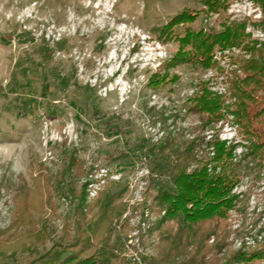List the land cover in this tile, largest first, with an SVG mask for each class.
<instances>
[{
  "label": "rangeland",
  "instance_id": "rangeland-1",
  "mask_svg": "<svg viewBox=\"0 0 264 264\" xmlns=\"http://www.w3.org/2000/svg\"><path fill=\"white\" fill-rule=\"evenodd\" d=\"M199 1L0 0V240L7 233L15 240H33L44 228L43 249L48 250L67 231L73 236L78 200L57 190L66 182L72 157L81 163L76 189L84 191L86 205L108 190L125 208L110 237L118 258L127 264L157 261L166 222H161L164 213L152 208V196L167 183L147 174L149 160L142 155L166 135L189 132L206 119L188 101L201 84L231 106L229 81L234 75L243 77L239 63L251 55L242 46L215 49L207 69L165 67L178 45L162 42L160 30L186 9H202ZM261 18L252 1L228 0L223 13L201 10L192 24L173 33L186 28L213 33L223 23H244L249 41H256L258 48L264 42ZM154 75L165 79L150 88ZM225 111L201 135L234 146V160L243 159L247 169L231 192L237 200L225 219V247L211 252L207 264H233L235 252L264 245V164L243 158L248 141ZM99 169L120 177L95 186L98 180L92 175ZM40 175L51 178L46 189H38L41 180L35 186L33 180ZM20 217L22 224L16 223ZM14 223L16 229H10ZM20 229L27 235H17ZM5 252L0 264H24L28 258L27 253Z\"/></svg>",
  "mask_w": 264,
  "mask_h": 264
},
{
  "label": "trees",
  "instance_id": "trees-1",
  "mask_svg": "<svg viewBox=\"0 0 264 264\" xmlns=\"http://www.w3.org/2000/svg\"><path fill=\"white\" fill-rule=\"evenodd\" d=\"M227 1L200 0L202 9L182 11L171 18L159 33L162 42L175 41L178 45L177 51L165 64L169 69L180 65L207 69L212 66L215 49L242 46L251 55L250 59L239 63L243 77L234 75L229 81L228 91L230 99H233V109L224 105L225 98L201 84L200 90L188 101L206 119H202L189 132L180 129L177 134L166 135L159 144L149 146L142 155L149 160L148 174L159 176L167 183V187L160 186L152 196L151 206L157 213H164L161 222L166 224L159 235L157 261L151 260L149 264H207L205 260L211 252H221L225 247V219L237 200L231 192L237 184L236 178L247 167L243 166V159L234 160V146L227 147L216 136L205 140L201 135L204 128L223 118L224 109V114L232 116L243 138L248 141L245 147L247 153L243 158L250 156L264 164V42L256 48L257 42L249 41L250 35L246 34L244 23H223L221 30L213 33L202 30L194 32L188 28L181 34L173 33L178 26L192 24L201 10L205 9L209 14L223 13ZM250 1L261 10L262 18L258 26L264 32V0ZM164 79V76L154 75L147 86L156 88ZM80 165L78 160L69 159L66 182L61 181L63 187L58 186L57 189L61 195L78 200L72 222L73 236L70 237L67 231L63 241L46 250L43 249L46 242L44 228L36 231L33 240L25 236L15 240L7 233L8 238L0 240L2 259L5 250H12L14 253L28 254L24 264H127L118 258L116 245L110 243L115 225L125 208L119 203L118 196L108 190L100 193L94 203L86 205L84 191L76 189V180L82 174ZM33 181L35 186L37 183L43 184L38 189H46L51 178L40 175ZM151 184L153 182L149 187ZM52 187L51 184L47 198L49 205ZM38 189L32 193L38 192ZM39 194L38 197L42 199ZM16 220V223H23L22 217ZM15 225L10 229H14ZM24 234L26 231L20 229L17 235ZM212 238L213 243L208 246ZM230 260L233 264H260L264 261V245L250 252L237 251Z\"/></svg>",
  "mask_w": 264,
  "mask_h": 264
},
{
  "label": "built area",
  "instance_id": "built-area-1",
  "mask_svg": "<svg viewBox=\"0 0 264 264\" xmlns=\"http://www.w3.org/2000/svg\"><path fill=\"white\" fill-rule=\"evenodd\" d=\"M92 176H94V178L98 180L97 183L95 184V186H98L99 184L104 185L106 180L113 181L116 179V176L120 177L119 174H116V175L109 174L108 171H106L105 169L95 170V173ZM97 190H98V188L96 189V191H94V194L97 192Z\"/></svg>",
  "mask_w": 264,
  "mask_h": 264
}]
</instances>
